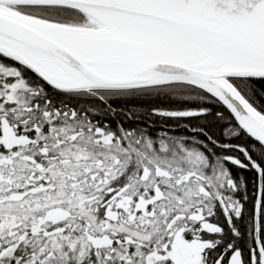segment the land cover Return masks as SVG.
<instances>
[{
	"label": "snow or ice",
	"instance_id": "6c2138e0",
	"mask_svg": "<svg viewBox=\"0 0 264 264\" xmlns=\"http://www.w3.org/2000/svg\"><path fill=\"white\" fill-rule=\"evenodd\" d=\"M0 264H264V0H0Z\"/></svg>",
	"mask_w": 264,
	"mask_h": 264
}]
</instances>
